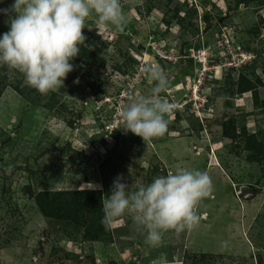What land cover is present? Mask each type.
Masks as SVG:
<instances>
[{"label":"rangeland","instance_id":"rangeland-1","mask_svg":"<svg viewBox=\"0 0 264 264\" xmlns=\"http://www.w3.org/2000/svg\"><path fill=\"white\" fill-rule=\"evenodd\" d=\"M120 2L124 32L87 21L59 91L0 66V264H264V0ZM15 15L0 11V38ZM149 63L168 76L172 111L145 142L120 114L129 92L151 93ZM178 167L214 188L192 230L153 247L128 214L101 223L118 176L132 192Z\"/></svg>","mask_w":264,"mask_h":264},{"label":"clouds","instance_id":"clouds-1","mask_svg":"<svg viewBox=\"0 0 264 264\" xmlns=\"http://www.w3.org/2000/svg\"><path fill=\"white\" fill-rule=\"evenodd\" d=\"M0 11L16 13L10 19V30L0 38V66L22 73L24 83L41 95L59 91L73 71L70 61L85 42L82 30L87 21L95 19L119 32L127 24L120 0H15L11 9ZM142 71L153 85L151 93L129 92L120 115L123 129L146 142L167 133L172 105L160 95L169 87L165 71L151 63ZM121 180L120 176L114 180L111 194L102 200L101 223L110 228L128 214L138 230L147 233L146 243L153 247L161 244L168 231L179 234L196 227L201 218L198 205L213 192L206 171L182 167L132 192ZM89 188L95 190L96 186L90 184ZM223 244L227 246V242Z\"/></svg>","mask_w":264,"mask_h":264},{"label":"trees","instance_id":"trees-1","mask_svg":"<svg viewBox=\"0 0 264 264\" xmlns=\"http://www.w3.org/2000/svg\"><path fill=\"white\" fill-rule=\"evenodd\" d=\"M17 88V87H16ZM1 89L2 88H0V95L2 94V91H1ZM19 91V93H21V95H23V96H28L29 94H23L22 93V90H18ZM36 91V89H34L33 88V90H32V92H35ZM31 92V93H32ZM227 135V134H226ZM94 191V190H93ZM92 190H91V192H93ZM45 197H47L48 199L47 200H49V203H47V211H45L44 213L46 214V215H49V216H52V217H61V214H60V212H59V210L57 209L56 210V199H54V198H52L48 193L46 194V193H43V199L45 198ZM58 211V212H57ZM97 233H105V232H97Z\"/></svg>","mask_w":264,"mask_h":264},{"label":"crops","instance_id":"crops-1","mask_svg":"<svg viewBox=\"0 0 264 264\" xmlns=\"http://www.w3.org/2000/svg\"><path fill=\"white\" fill-rule=\"evenodd\" d=\"M196 154H198V153H196ZM173 156V158H174V155H172ZM211 168L213 167L214 169H217L222 175L223 174H226L223 170H222V168L220 167V165H218V163L217 162H211V164L209 165ZM209 166H206V168L207 167H209ZM231 186H232V182H231ZM214 189V188H213ZM214 195V193L212 192V195L211 196H213ZM210 196V197H211ZM208 201H210L208 198L206 199V201L205 202H208ZM233 201V200H232ZM232 206H233V203H232ZM202 215H205V213L204 212H202L201 213ZM199 216H200V214H198ZM204 217V216H203ZM232 245V244H231ZM230 245V246H231Z\"/></svg>","mask_w":264,"mask_h":264}]
</instances>
